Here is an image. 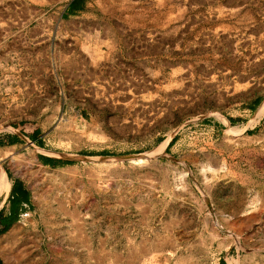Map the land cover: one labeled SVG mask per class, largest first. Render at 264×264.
I'll return each mask as SVG.
<instances>
[{
	"label": "rangeland",
	"instance_id": "obj_1",
	"mask_svg": "<svg viewBox=\"0 0 264 264\" xmlns=\"http://www.w3.org/2000/svg\"><path fill=\"white\" fill-rule=\"evenodd\" d=\"M66 1L26 0L48 11ZM186 5L184 24L154 31L150 48L131 46L123 58L89 63L80 89L67 86L29 110H1L0 136L14 134L22 142L4 148L0 176L8 169L12 178H27L45 201L67 190L69 203L83 206L87 216L127 208L137 229L134 249L165 251L142 256L141 264H264V212H257L264 111L255 116L264 103V0ZM254 98L259 103L250 111L244 104ZM63 100L66 108L56 109ZM41 155L76 157L64 169H50ZM67 168L64 188L59 178ZM216 169L242 177L243 189L216 183ZM241 194L250 221H223V239L213 233L217 226L205 203L234 212ZM194 225L200 231L188 232ZM16 245L0 248L7 264H49L45 241L31 237Z\"/></svg>",
	"mask_w": 264,
	"mask_h": 264
},
{
	"label": "crops",
	"instance_id": "obj_2",
	"mask_svg": "<svg viewBox=\"0 0 264 264\" xmlns=\"http://www.w3.org/2000/svg\"><path fill=\"white\" fill-rule=\"evenodd\" d=\"M186 7V0H67L48 11L26 0H0V111L29 110L43 96L63 95L67 86L80 89L82 70H87L89 63L123 58V48L131 46L150 48L154 31L169 30L173 24L177 29L184 24ZM63 47L67 48L66 53L61 50ZM60 55L67 57L60 61ZM65 103H58L56 109H65ZM73 107L70 104V110ZM15 144L0 146V162L4 148ZM65 171L68 175L59 178L64 188L69 186L70 169ZM224 173L216 169L214 181L236 183L243 189L242 177L232 178L237 175L233 171ZM5 174L4 179L0 176V189L4 180L8 184L6 191H0V219L9 225L2 230L4 222H0L3 250L13 251L26 244L23 241L17 246L16 242L32 237L39 245L45 241V246L51 248V254H47L49 264H141L142 256L165 252L134 249L137 229L127 208L117 205L112 216H87L83 206L69 203L66 189L61 197L46 195L50 199L45 201L29 180L20 176L13 178L28 191V204L21 203L22 209L13 215L8 201L11 180L8 183ZM220 176L225 178L220 180ZM53 181H58V174ZM261 189L258 213L264 212V184ZM53 190L58 195V190ZM238 200L234 212L205 203L209 220L217 226L213 233L223 239V221H243L250 214L248 199L241 194ZM196 221L200 223V217ZM248 221L247 218L245 223ZM156 230L152 233L157 236ZM198 231L197 225L188 230ZM39 255L44 256V252ZM0 261L7 264L1 256Z\"/></svg>",
	"mask_w": 264,
	"mask_h": 264
},
{
	"label": "trees",
	"instance_id": "obj_3",
	"mask_svg": "<svg viewBox=\"0 0 264 264\" xmlns=\"http://www.w3.org/2000/svg\"><path fill=\"white\" fill-rule=\"evenodd\" d=\"M258 103H259V98H254L248 103L244 104V107L252 111L255 109ZM31 140L35 141L38 147L42 146L41 141H37L36 138L32 137ZM20 142L21 140L18 138V136L14 134H6L3 136H0V146L9 145L13 143H20ZM80 153L81 154H92V155L106 154L104 150L97 151V153H92L91 151L86 152L82 150L80 151ZM39 159L42 162V164L47 165L51 168L62 167L65 165H71L75 163V161L73 160L53 158V157L43 156V155L39 156ZM6 173H7L6 175L8 176V178L11 180V186L9 190L10 197L8 201H9L11 212L14 215V213L18 212L19 209H22L21 203L28 204L29 193L27 190H25V188L22 187L21 182L19 180L12 178L10 176V172L8 169H6ZM0 222H4L3 219H0ZM8 225H9L8 222H4V228L2 230L7 229ZM0 264H3V262L0 261ZM221 264H223L222 261H221Z\"/></svg>",
	"mask_w": 264,
	"mask_h": 264
},
{
	"label": "bare ground",
	"instance_id": "obj_4",
	"mask_svg": "<svg viewBox=\"0 0 264 264\" xmlns=\"http://www.w3.org/2000/svg\"><path fill=\"white\" fill-rule=\"evenodd\" d=\"M263 111H264V103L262 104V106L257 110L256 112V118H260L262 117V114H263ZM3 175V173H2ZM2 179H4V177L2 176ZM3 181V180H2ZM8 189V184H6V181L4 180L3 183H1V189L0 191H6ZM1 193V192H0Z\"/></svg>",
	"mask_w": 264,
	"mask_h": 264
},
{
	"label": "water",
	"instance_id": "obj_5",
	"mask_svg": "<svg viewBox=\"0 0 264 264\" xmlns=\"http://www.w3.org/2000/svg\"><path fill=\"white\" fill-rule=\"evenodd\" d=\"M49 157H53V158H60V159H74L76 156H52V155H48Z\"/></svg>",
	"mask_w": 264,
	"mask_h": 264
}]
</instances>
